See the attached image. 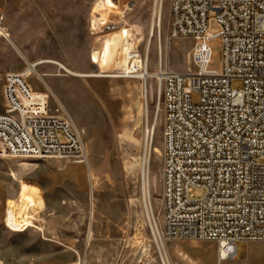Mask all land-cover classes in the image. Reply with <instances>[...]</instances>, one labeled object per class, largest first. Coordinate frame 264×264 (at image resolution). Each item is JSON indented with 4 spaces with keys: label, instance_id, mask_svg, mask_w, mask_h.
Instances as JSON below:
<instances>
[{
    "label": "rangeland",
    "instance_id": "obj_1",
    "mask_svg": "<svg viewBox=\"0 0 264 264\" xmlns=\"http://www.w3.org/2000/svg\"><path fill=\"white\" fill-rule=\"evenodd\" d=\"M6 1L17 5L15 0H0V10ZM112 1L122 7L121 14L99 12L97 5L102 0L40 3L36 11H74L76 19L67 20L64 14L36 15L20 36L31 58L29 62L21 59L19 70L13 72L51 60L80 73L102 71L103 76L79 78L58 65L44 63L28 77L40 92L45 90L40 76L83 132L88 165L0 157V264H163L161 252L168 264H264V242H240L233 258L221 260L214 242L164 237V116L158 108V84L154 78L147 82L126 78L113 64L121 51L118 38L126 30L92 32V25L103 18L126 22L134 33L130 43L147 55L151 74L160 65L178 73L193 71L190 53L194 44L172 36L170 0H160L161 25L153 33L156 0ZM21 5L35 11L28 8L33 6L30 3ZM84 11L89 12V29L77 18ZM210 26L216 33V25ZM9 36L12 44L10 30ZM209 46L210 69L220 71L221 40L213 39ZM93 53H97V66L92 64ZM231 88L241 90L242 80H233ZM23 184L36 188L40 204L34 225L15 232L5 222L7 204L26 200L30 192L21 193ZM203 194L193 191L196 198Z\"/></svg>",
    "mask_w": 264,
    "mask_h": 264
},
{
    "label": "built area",
    "instance_id": "obj_2",
    "mask_svg": "<svg viewBox=\"0 0 264 264\" xmlns=\"http://www.w3.org/2000/svg\"><path fill=\"white\" fill-rule=\"evenodd\" d=\"M4 21L0 10V37L10 41ZM99 28L111 33L127 24L99 19L92 32ZM170 31L193 41V71L160 65L149 74L147 55L134 48L124 72L133 79L145 73L141 79L158 84L163 234L214 242L228 260L238 243L264 242V0H170ZM213 39L222 43L220 71L210 69ZM27 70L2 77L0 157L88 165L83 132L40 76L45 90H34ZM235 79L241 90L231 88Z\"/></svg>",
    "mask_w": 264,
    "mask_h": 264
},
{
    "label": "crops",
    "instance_id": "obj_3",
    "mask_svg": "<svg viewBox=\"0 0 264 264\" xmlns=\"http://www.w3.org/2000/svg\"><path fill=\"white\" fill-rule=\"evenodd\" d=\"M48 1H52V2H72L73 0H15V3H17V5H9V1L5 2L7 5H4V7H2V12L4 14V23L5 25L9 28L10 30V34L12 35V44L9 41L4 40L3 38L0 37V74H6L8 72H13V71H18L20 66V60L23 59L25 61H27V59L31 58V55L28 53L25 45H24V40L22 38H20L21 34L25 33V29L27 27L30 26V20H34V18H36V15H41V14H48V15H62L64 14L66 16L67 20H71L74 21L75 18V12L74 11H59V10H53V11H48V12H42V11H36V9H39L40 7L38 6L40 3H45ZM13 2V0H12ZM30 3L33 6H30L28 8H34L35 11H26L25 10V6L21 5L22 3ZM78 20L82 21L83 26L85 27V29H89V12L88 11H84L83 13L79 14V17H77ZM29 62V61H27ZM44 63H51V64H55V65H62L64 67V69L69 73L70 72H74L78 75H85V73H80V72H76L73 70H70L67 67V64L63 63H59L57 61H51V60H42L39 61L37 63H32L30 64V69H28L27 71L29 72H33L34 69H36L37 66L42 65ZM35 65L34 69L32 68V66ZM99 65V64H98ZM69 66V64H68ZM48 71H42L41 74H46ZM50 72V71H49ZM71 74V73H69ZM72 76L75 77H79L76 75L71 74ZM30 76V75H29ZM79 78H83V77H79ZM3 111V107L0 109V112ZM24 190L21 192L23 194L26 193V191H29L30 195H36L39 197L36 188L31 187L27 184H23L22 187ZM27 197V198H28ZM26 198V197H25ZM26 198V199H27ZM25 200V199H24ZM23 200V201H24ZM23 201H19V199L17 201L15 200H9L8 204L10 202H17V203H22ZM43 202V201H42ZM7 204V207H8ZM44 205V203H43ZM43 207V206H42ZM17 232V231H15ZM23 232V231H21Z\"/></svg>",
    "mask_w": 264,
    "mask_h": 264
},
{
    "label": "bare ground",
    "instance_id": "obj_4",
    "mask_svg": "<svg viewBox=\"0 0 264 264\" xmlns=\"http://www.w3.org/2000/svg\"><path fill=\"white\" fill-rule=\"evenodd\" d=\"M160 2H161L160 0H156V7H155V11H154L153 22L151 24L152 33L156 28H158V26L161 25L162 8L160 5ZM97 8H98L97 10L99 12L105 13L106 16H107L108 12L116 13L118 15L122 13V7L115 4L112 0H102V2H100L97 5ZM97 20L93 21V27L94 28L97 27V22H99V19H97ZM103 20H106V19H104V18L100 19V21H103ZM124 30H126V31L122 35H120L118 38V42H119L121 51L115 55V58L113 59V64L116 67H118L120 70H122L123 72H126L128 70V67H127L128 53L132 49H134L135 46L133 43L132 44L130 43V39H132L131 37L133 36L132 34H134L133 29L130 28V29H124ZM139 41H142V37L140 38ZM97 53H93V55H92V64L94 66H97V64H98V61L96 59ZM161 60H162V57L160 56V63H161ZM59 65L60 64H58V66ZM34 67H35V65L32 66L33 69H34ZM143 67H145V66L143 65ZM28 69H30V65H29ZM123 69H127V70L124 71ZM63 70H65V69H63ZM98 72L100 74L78 75L74 72L69 71V73L76 75V76H79V77H83V78L103 76L102 71H98ZM28 73L31 74L30 71ZM149 74H151V73H149ZM139 77L146 78V74L142 73V74H140ZM151 95H152V93H151ZM34 160H41V159H34ZM39 204H40L39 199L34 195L29 196L22 203L10 202L8 204V207H7V214H6V219H5L6 225L13 231H22L23 229H26L30 226H33L34 223L32 221L35 220V213L37 212V210H39V208H38ZM161 258H162L163 264H168L167 258L163 252H161Z\"/></svg>",
    "mask_w": 264,
    "mask_h": 264
}]
</instances>
